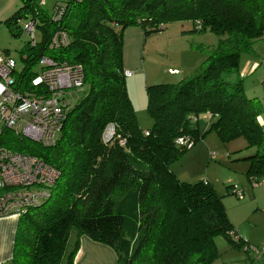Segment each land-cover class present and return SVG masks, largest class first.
Returning a JSON list of instances; mask_svg holds the SVG:
<instances>
[{
    "label": "trees",
    "instance_id": "1",
    "mask_svg": "<svg viewBox=\"0 0 264 264\" xmlns=\"http://www.w3.org/2000/svg\"><path fill=\"white\" fill-rule=\"evenodd\" d=\"M183 19L213 31L218 43L193 75L148 87L153 126L145 135L126 91L117 28L138 24L148 34ZM29 22L40 39L22 51L16 89L47 95L31 85L46 56L57 65H79L87 92L68 109L53 145L1 131L0 146L59 172L49 197L18 217L10 263L73 264L80 235L113 248L118 264H211L218 236L242 248L244 239L210 182L179 181L169 166L188 149L176 139L195 143L199 120L209 112L207 127L222 141L244 137L247 147L257 148L248 157L249 182L264 177V128L258 121L264 107L245 96L239 77L240 55L264 36V0H55L50 12L40 0H19L5 24L16 36ZM57 32L66 34V45L51 46ZM109 123L122 145L118 139L102 142ZM71 229L76 238L66 252Z\"/></svg>",
    "mask_w": 264,
    "mask_h": 264
},
{
    "label": "rangeland",
    "instance_id": "2",
    "mask_svg": "<svg viewBox=\"0 0 264 264\" xmlns=\"http://www.w3.org/2000/svg\"><path fill=\"white\" fill-rule=\"evenodd\" d=\"M40 3L46 11L52 10L53 0H44V3L40 0ZM18 5L19 0H0V50L7 52L15 60L16 70L20 71L23 67L21 54L30 46V37L22 30L16 36L11 35L5 24V20ZM117 30L122 37V67L132 71L130 77H125V86L135 120L140 129L150 130L153 120L147 109L148 87L176 84L193 75L205 61L208 52L217 46L218 35L209 29L201 30L190 19L171 20L160 31L148 34H144L138 24L118 27ZM34 39L39 41L38 31L34 32ZM259 42L264 45V36ZM36 69L40 71V66L37 65ZM86 92V85L77 88L74 101L83 97ZM199 121V139L171 162L169 168L179 181L196 182L207 179L221 196L227 213L231 214L233 206L245 203L248 193L251 192L252 186L246 175L250 165L248 157L256 154L258 150L256 147H247L244 137L222 141L215 131L204 125L203 120ZM113 140H116L115 137ZM232 184L243 189V199L239 200L227 192L228 186ZM249 207L246 206L248 209ZM75 238L76 231L71 229L66 252H69ZM219 238L221 236L215 238L217 255L211 264L222 263L227 254L219 249ZM248 251L252 253L250 249Z\"/></svg>",
    "mask_w": 264,
    "mask_h": 264
},
{
    "label": "built area",
    "instance_id": "3",
    "mask_svg": "<svg viewBox=\"0 0 264 264\" xmlns=\"http://www.w3.org/2000/svg\"><path fill=\"white\" fill-rule=\"evenodd\" d=\"M55 11L59 14L62 8L56 7ZM23 31L30 37V46H35L33 23L25 24ZM67 42L66 34L57 32L52 37L51 46H62ZM38 65L40 71L32 77L31 85L42 86L47 95L16 89V78L20 71L16 70L15 60L0 50V134L3 128H9L16 134L47 146L54 144L68 109L75 103L74 94L77 88L82 87L83 74L79 65H57L46 56L40 57ZM123 75L130 77L132 71L124 70ZM201 118L209 122L213 115L205 112ZM144 134L148 135V132ZM114 137L121 145L124 143L116 134L114 124L109 123L102 132V142L107 144ZM176 144L191 148L194 142L183 136L176 139ZM58 176L59 172L55 168L37 157L12 152L0 146V191L7 189L0 193V218H18L28 208L40 205L49 197L48 187ZM250 184L252 187L264 185V177L253 179ZM230 190L237 199L244 198L243 189L238 185L232 184ZM243 247L264 254V244L253 246L244 240Z\"/></svg>",
    "mask_w": 264,
    "mask_h": 264
},
{
    "label": "crops",
    "instance_id": "4",
    "mask_svg": "<svg viewBox=\"0 0 264 264\" xmlns=\"http://www.w3.org/2000/svg\"><path fill=\"white\" fill-rule=\"evenodd\" d=\"M54 3L55 0H53L52 6ZM259 41L253 43L251 51L243 52L240 55L239 77L242 78L245 96L256 97L264 104V87H262V81H264V47L262 46L264 45ZM258 121L264 128V111L259 115ZM203 123L204 125L208 124L205 121ZM250 189L247 201L234 205L232 213H227V217L233 229L248 244L259 246L264 244V185ZM248 205L249 209L246 208ZM17 220L18 218L15 216L0 218V264H10L11 262ZM217 243L219 249L227 252L223 262L219 264H264V254L251 253L240 246H231L223 237L219 238ZM73 264H118V261L113 248L85 235H80Z\"/></svg>",
    "mask_w": 264,
    "mask_h": 264
}]
</instances>
